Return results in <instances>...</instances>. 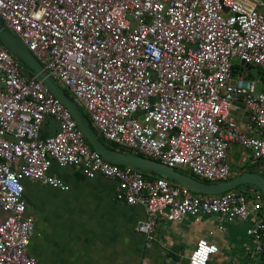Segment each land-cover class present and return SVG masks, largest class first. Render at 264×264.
I'll return each instance as SVG.
<instances>
[{
  "label": "built area",
  "instance_id": "2783aa9c",
  "mask_svg": "<svg viewBox=\"0 0 264 264\" xmlns=\"http://www.w3.org/2000/svg\"><path fill=\"white\" fill-rule=\"evenodd\" d=\"M262 7V0H0V18L87 113L98 137L217 184L231 176L233 145L264 160ZM27 71L0 45V264H42L28 253L36 228L24 182L69 191L50 174L53 164L117 181L116 199L146 212L138 231L147 247L161 222L216 217L221 232L224 223L249 222L251 253L264 259L259 190L197 195L107 162ZM48 121L58 129L43 137ZM218 253L202 238L187 263L210 264Z\"/></svg>",
  "mask_w": 264,
  "mask_h": 264
},
{
  "label": "crops",
  "instance_id": "0c3cea01",
  "mask_svg": "<svg viewBox=\"0 0 264 264\" xmlns=\"http://www.w3.org/2000/svg\"><path fill=\"white\" fill-rule=\"evenodd\" d=\"M260 10L264 12L263 7ZM258 70L253 78H261ZM50 122L53 127L48 129ZM47 126L43 137L58 129L52 121ZM108 148L123 151L119 147ZM237 155H241L240 160ZM229 166V180L245 172L264 176V160L253 158L238 144L229 152ZM56 168L53 164L52 173L69 186V191L36 181L25 182L27 215L33 216L36 228L28 253L42 264H188V252L202 238L219 248L210 264H264V259L251 253L253 244L246 234L249 222L240 220L224 223L226 232L218 230L221 221L216 217H205L201 222L191 218L180 223L161 222L156 240L147 247L145 237L138 231L146 212L140 206L116 199L117 181L101 176L89 179L84 170L72 168L59 167L70 172L58 173ZM146 174L149 178L160 177ZM247 187L251 186L236 190ZM210 231H215L214 236H209Z\"/></svg>",
  "mask_w": 264,
  "mask_h": 264
},
{
  "label": "water",
  "instance_id": "95a60500",
  "mask_svg": "<svg viewBox=\"0 0 264 264\" xmlns=\"http://www.w3.org/2000/svg\"><path fill=\"white\" fill-rule=\"evenodd\" d=\"M0 45L9 52L16 60L21 62L32 74L42 81L50 92L61 101L64 107L72 114L78 128L82 131L88 145L101 157L112 164L131 167L154 174L172 181L194 194L205 196H217L231 192L243 186H251L259 190L264 197V176L259 173L245 172L242 175L226 182L209 184L193 176L183 174L178 169L166 166L149 158L126 153L119 150L109 149L101 141L97 133L91 127L89 119L83 111L72 101L68 93L52 78L43 68L36 57L26 48L22 41L17 38L0 18ZM249 70L252 67H249Z\"/></svg>",
  "mask_w": 264,
  "mask_h": 264
},
{
  "label": "rangeland",
  "instance_id": "374dc122",
  "mask_svg": "<svg viewBox=\"0 0 264 264\" xmlns=\"http://www.w3.org/2000/svg\"><path fill=\"white\" fill-rule=\"evenodd\" d=\"M262 1H264V0H262ZM28 70V69H27ZM258 72H259V70H258V68H253L252 70H251V74H252V76L253 77H255V76H257L258 75ZM26 74L27 75H29L30 76V74H32L29 70L26 72ZM240 74V71H238L237 73H236V75H239ZM33 75V74H32ZM59 85H60V87H62L63 89H64V86L62 85V83H60L59 82ZM83 113H84V115L86 116V112L83 110ZM48 129H49V127H53V124L50 122L49 124H48ZM47 129H45V130H43L42 131V135H43V132H45ZM240 157H241V155H237V157H236V159L237 160H240ZM72 169H74V168H72ZM56 170L58 171V173H62V171L63 172H66V173H69L70 171L69 170H67V169H60L59 167L58 168H56ZM75 170H77V169H75ZM180 170V172H182L183 174H186V175H189V176H192L191 175V172L187 169V168H182V169H179ZM50 174L51 175H53V176H56V175H54L53 173H52V170L50 171ZM57 177V176H56ZM27 181V180H26ZM25 181V182H26ZM25 182H24V185H25ZM37 183H39V182H37ZM194 249V248H193ZM190 253H191V250L188 252V254L187 255H190Z\"/></svg>",
  "mask_w": 264,
  "mask_h": 264
},
{
  "label": "trees",
  "instance_id": "16d2710c",
  "mask_svg": "<svg viewBox=\"0 0 264 264\" xmlns=\"http://www.w3.org/2000/svg\"><path fill=\"white\" fill-rule=\"evenodd\" d=\"M242 68H240L238 65L235 66L234 70H235V73L238 71V70H241ZM30 76H33L32 74H30ZM66 91V90H65ZM68 93V91H66ZM83 111V110H82ZM86 117L88 118V115L86 113ZM101 139V141H103L108 147H113V148H117V146H115L114 144L112 143H109V142H106L103 138L99 137ZM146 174V173H145ZM147 175V174H146ZM149 178V177H148Z\"/></svg>",
  "mask_w": 264,
  "mask_h": 264
}]
</instances>
